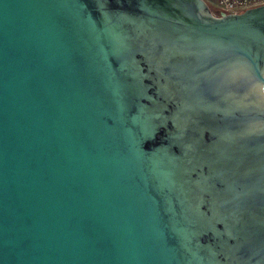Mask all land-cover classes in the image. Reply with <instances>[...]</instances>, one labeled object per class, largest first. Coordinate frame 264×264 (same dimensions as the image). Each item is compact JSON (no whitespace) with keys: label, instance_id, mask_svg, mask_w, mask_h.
I'll use <instances>...</instances> for the list:
<instances>
[{"label":"water","instance_id":"95a60500","mask_svg":"<svg viewBox=\"0 0 264 264\" xmlns=\"http://www.w3.org/2000/svg\"><path fill=\"white\" fill-rule=\"evenodd\" d=\"M0 264H264V4L0 0Z\"/></svg>","mask_w":264,"mask_h":264},{"label":"built area","instance_id":"2783aa9c","mask_svg":"<svg viewBox=\"0 0 264 264\" xmlns=\"http://www.w3.org/2000/svg\"><path fill=\"white\" fill-rule=\"evenodd\" d=\"M219 14L239 13L264 4V0H213Z\"/></svg>","mask_w":264,"mask_h":264},{"label":"rangeland","instance_id":"374dc122","mask_svg":"<svg viewBox=\"0 0 264 264\" xmlns=\"http://www.w3.org/2000/svg\"><path fill=\"white\" fill-rule=\"evenodd\" d=\"M207 2L211 5V7L213 8L214 12L219 14L217 8H215V4L213 3V0H207Z\"/></svg>","mask_w":264,"mask_h":264},{"label":"trees","instance_id":"16d2710c","mask_svg":"<svg viewBox=\"0 0 264 264\" xmlns=\"http://www.w3.org/2000/svg\"><path fill=\"white\" fill-rule=\"evenodd\" d=\"M213 9V8H212Z\"/></svg>","mask_w":264,"mask_h":264}]
</instances>
